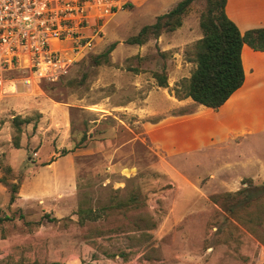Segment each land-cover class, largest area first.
<instances>
[{
    "label": "rangeland",
    "instance_id": "1",
    "mask_svg": "<svg viewBox=\"0 0 264 264\" xmlns=\"http://www.w3.org/2000/svg\"><path fill=\"white\" fill-rule=\"evenodd\" d=\"M178 1L118 7L95 45L67 51L52 79L26 86L29 69L10 74L16 91H0V178L18 189L11 202L0 182V264H264V196L236 217L212 199L244 178L264 182V81L216 116L176 97L195 68L206 0H194L174 30L127 41ZM226 12L241 31L264 27V0H227ZM16 115L29 119L18 147ZM195 115L215 128L182 123ZM223 118L252 131L226 136ZM192 134L196 148L183 149Z\"/></svg>",
    "mask_w": 264,
    "mask_h": 264
},
{
    "label": "trees",
    "instance_id": "2",
    "mask_svg": "<svg viewBox=\"0 0 264 264\" xmlns=\"http://www.w3.org/2000/svg\"><path fill=\"white\" fill-rule=\"evenodd\" d=\"M193 1L179 0L169 11L158 15L152 24L142 26L138 33L129 37L127 41L141 44L150 33L157 36L164 28L174 30L179 27L182 15ZM206 1V13L200 19L202 37L193 46L195 68L188 78L182 79L178 84L176 97L191 98L198 104L218 109L244 81L243 45L246 44L256 51H264V27L250 28L242 32L226 14V0ZM113 47L112 44L101 56L94 57V63L100 64L101 58L107 60V55ZM157 78L159 86H166L165 76L157 75ZM12 121L16 129L14 145L18 147L21 133L20 125L28 123L29 119L16 115ZM242 181L249 184L242 186L234 193L224 192L212 197L224 210L231 213V216L236 217L241 208L249 205L254 199L264 196V182L261 185L253 186L248 178H244ZM0 182L6 183L4 178H0ZM6 184L12 193L10 201L13 202V193L17 192L18 184L15 182ZM255 191L258 192V195L253 193ZM85 212L89 213L90 210ZM44 216L47 217V215ZM5 219H9V217L7 216Z\"/></svg>",
    "mask_w": 264,
    "mask_h": 264
},
{
    "label": "built area",
    "instance_id": "3",
    "mask_svg": "<svg viewBox=\"0 0 264 264\" xmlns=\"http://www.w3.org/2000/svg\"><path fill=\"white\" fill-rule=\"evenodd\" d=\"M130 0H0V91L15 92L10 74L29 69L23 84L52 79L67 51L91 49L102 22ZM59 73V71H58Z\"/></svg>",
    "mask_w": 264,
    "mask_h": 264
},
{
    "label": "crops",
    "instance_id": "4",
    "mask_svg": "<svg viewBox=\"0 0 264 264\" xmlns=\"http://www.w3.org/2000/svg\"><path fill=\"white\" fill-rule=\"evenodd\" d=\"M226 3H227V0H226ZM225 11H226V4H225ZM226 14H227V12H226ZM244 31H242V32H244ZM261 52H264V51H256V50H253L252 48H250L246 44L243 45V48H242V63H243V68H244V81H243L242 85L234 92L235 94L236 93H240L242 95H246L249 91L255 89V87H257L259 85V82H263L264 81V74H262V72L264 70H263V66H261V64L264 61V54H262ZM257 68H259V69H257ZM234 93H232V95H234ZM229 98L226 100V102L229 100ZM230 105L231 104H229V106H227L228 108L227 107H225V108L229 109L230 107H232ZM202 107L207 109L208 113L211 112L212 116H214V115L216 116L217 114H219V113H216V111H214L215 109H212V108L208 109L209 107L206 108V106H202ZM37 108L39 109L40 112H42V108H40V105ZM204 119L211 123L212 129L215 128L216 124H215L214 120L211 122V118H205L204 116L196 117V115H195V117H192V118L190 117L189 119H184L182 123H186L184 121L187 120V122H191V124L194 125L195 127L200 128V126L198 124L201 121H203ZM222 121L224 122L223 123L224 125L222 124V127H221L222 130L227 129V130H225L226 131V136L228 135L229 131L230 132L231 131L240 132L242 130H246V132L244 134H247V133L252 131L251 129L246 128L244 126H241V127L237 128L236 125L227 123L228 121L226 119H224V118H223ZM230 126H233L234 128H230ZM197 136L198 135L195 136V134H192L188 139H185L183 141L182 148L183 149H190L189 147L196 148L195 145H194V141H195V138Z\"/></svg>",
    "mask_w": 264,
    "mask_h": 264
}]
</instances>
